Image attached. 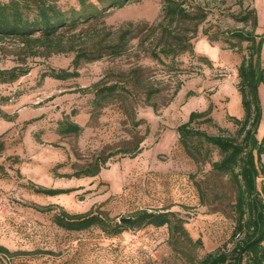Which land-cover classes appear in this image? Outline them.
<instances>
[{
	"label": "rangeland",
	"instance_id": "1",
	"mask_svg": "<svg viewBox=\"0 0 264 264\" xmlns=\"http://www.w3.org/2000/svg\"><path fill=\"white\" fill-rule=\"evenodd\" d=\"M163 1L132 0L108 10L97 21L65 33L62 48L69 43L75 48L88 47L100 40L104 31L110 33L105 42L115 41L119 30L133 23L121 55L105 51L98 60H83L79 76L66 81L40 80V74L71 69L73 51L54 52L55 44L51 48L34 46L37 54L23 57L27 51L20 43H1V69L31 67L17 81L0 85V109L7 114L6 119L0 116V135L5 141L0 165L6 171L0 176V245L14 252L8 256L13 264H186L171 251L165 226L126 229L113 237L97 227L67 232L53 223L52 213L40 212L34 205L59 206L71 213L98 208L115 220L139 208H166L185 221L193 239L202 240L198 257L218 249L229 251L240 239L232 237L234 187L227 176L211 169V162L220 158L219 151L205 145L208 158L192 160L178 144L176 127L187 121L189 112L210 106L214 125L195 121L191 126L211 135L238 138L237 126L228 116H243L236 68L247 52V43L240 42L242 52L236 53L223 40V32L249 31L250 22L245 25L233 16L254 7L259 22L255 31L264 33V0H242L241 4L239 0H186L187 8L196 12L203 9L205 19L174 23L173 31L191 37L193 53L179 56L173 68L166 66L169 60L162 59L163 63L150 54L162 46L160 31L153 26L162 20ZM54 2L62 9L78 7L77 0ZM261 57L264 63V46ZM135 69L138 83L130 81ZM98 81L120 82L130 92L121 101H108L94 109L92 86ZM148 85L159 89L151 99L156 111L145 101L144 86ZM258 97L260 139L264 136V83L258 86ZM127 105L136 118L144 120L138 127L139 135L148 128L141 152L133 158L120 154L110 157L95 177L63 176L87 166L99 154L127 146L133 129L124 109ZM63 118L79 124L80 134H60L57 123ZM29 182L72 191L45 196L29 189ZM256 184L264 191V177L260 176Z\"/></svg>",
	"mask_w": 264,
	"mask_h": 264
},
{
	"label": "trees",
	"instance_id": "2",
	"mask_svg": "<svg viewBox=\"0 0 264 264\" xmlns=\"http://www.w3.org/2000/svg\"><path fill=\"white\" fill-rule=\"evenodd\" d=\"M132 0H77L78 7L73 6L62 9L54 0H0V49L5 40H14L20 43L24 56L36 55L32 50L35 46L51 48L55 44L54 52L71 50L74 55L71 60V69H50L40 74V80L46 77L66 81L79 76L78 67L83 60L94 61L100 59L105 51L111 55L119 56L125 50L127 38L133 31V23L120 29L116 40H109L110 33L103 32L100 40L88 47L75 48L71 43L62 48L61 37L68 32L75 31L83 23L99 20L110 9L121 8ZM186 0H164L162 6V20L153 26V30L160 31L158 50L150 51L151 57L158 61L169 60L166 66L173 68L177 58L184 53H193L191 37L183 31H173L174 23L185 20H195L196 23L205 19L203 9L198 12L185 6ZM242 3V0H239ZM233 18L245 25L250 22L251 29L228 30L223 32V40L228 43L231 50L241 53L240 42H246V54L242 55L237 66V91L240 95V104L243 111L242 118L228 116L237 126L238 138H231L224 134L211 135L203 130L193 128L191 124L199 121L203 124H213L210 116V106L204 111H191L186 122L176 127L178 144L185 154L194 161L208 158L204 146H212L220 153V158L211 162V169L228 177L234 187V229L232 237H240L235 245L225 251L218 249L198 257L203 247L202 240L193 239L185 227V221L176 212L168 209L151 210L139 208L127 217L115 220L100 209H90L83 213H71L62 207L51 205L34 208L43 213H52L53 223L67 232H80L97 227L109 237L116 236L126 229L139 230L145 227L159 228L165 226L168 230L167 243L171 251L186 264H264V191L258 190L256 181L264 177V136L257 138L259 122L261 120V105L258 97V86L264 83V63H262V46H264V33L257 34L258 17L254 7H247ZM195 34V32H194ZM193 34V35H194ZM207 35V32L203 31ZM235 39L236 42H233ZM210 42V39H209ZM48 50V49H47ZM50 55V51L46 56ZM23 60V59H22ZM25 60V59H24ZM23 60V61H24ZM31 67L13 66L9 69L0 68V85L11 84L20 77L29 73ZM132 81L138 83V69L133 70ZM124 83V82H123ZM179 85L174 89L177 93ZM94 109H100L108 101H121L126 98V89L120 82L107 84L98 81L92 86ZM159 92L158 88L151 85L144 86L145 101L154 111L156 104L151 102L153 95ZM124 102V101H123ZM131 119V140L126 147L114 152L97 155L87 166L65 174V177H95L102 168L106 167L108 159L116 154L120 157H135L141 152L140 144L148 133V128L143 136L138 133L139 125L144 122L136 118L131 105L124 107ZM0 116L7 118L0 109ZM57 130L62 135H79L82 127L67 118L60 119ZM5 148V141L0 135V154ZM7 159H11L8 157ZM19 172H17L18 174ZM6 171L0 165V176H5ZM27 187L36 194L57 196L68 194L72 189L46 188L29 182ZM127 218L128 220L121 221ZM5 246L0 245V255L3 264H13L8 256L13 255Z\"/></svg>",
	"mask_w": 264,
	"mask_h": 264
},
{
	"label": "water",
	"instance_id": "3",
	"mask_svg": "<svg viewBox=\"0 0 264 264\" xmlns=\"http://www.w3.org/2000/svg\"><path fill=\"white\" fill-rule=\"evenodd\" d=\"M125 220H128V219L127 218L121 219V221H125Z\"/></svg>",
	"mask_w": 264,
	"mask_h": 264
},
{
	"label": "crops",
	"instance_id": "4",
	"mask_svg": "<svg viewBox=\"0 0 264 264\" xmlns=\"http://www.w3.org/2000/svg\"><path fill=\"white\" fill-rule=\"evenodd\" d=\"M258 25H259V22H258ZM1 134V133H0Z\"/></svg>",
	"mask_w": 264,
	"mask_h": 264
}]
</instances>
